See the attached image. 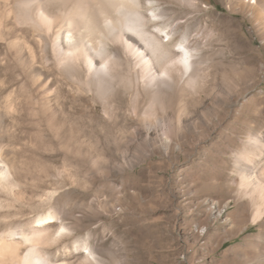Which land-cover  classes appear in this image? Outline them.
Segmentation results:
<instances>
[{"label":"rangeland","instance_id":"rangeland-1","mask_svg":"<svg viewBox=\"0 0 264 264\" xmlns=\"http://www.w3.org/2000/svg\"><path fill=\"white\" fill-rule=\"evenodd\" d=\"M158 2L170 9V17H181L175 42L186 31H212V38L200 37L197 44L212 88L200 95L174 88L167 95L188 129L171 146L160 144L158 130L142 129L140 137L129 135L110 148L96 133L120 115H107L93 93L47 60L50 53L38 32L15 20L12 0H0V150L13 165L10 180L0 184V230L28 229L54 208L69 225L85 215L59 244L89 233L92 244L120 255L124 264H263L264 219L252 222L250 201L239 197L233 168L235 152L249 136L247 125L264 128V0H195L196 9ZM31 69L52 72L57 96L48 98ZM128 75L117 73L123 84ZM119 92L125 102L121 113L131 118L133 92L123 85ZM223 94L227 101L216 99ZM214 100L218 107L203 118ZM148 104L143 99L139 112ZM62 112L83 116L92 131L84 136L70 128ZM129 125L141 127L131 120ZM49 225L57 229L60 222Z\"/></svg>","mask_w":264,"mask_h":264},{"label":"bare ground","instance_id":"bare-ground-1","mask_svg":"<svg viewBox=\"0 0 264 264\" xmlns=\"http://www.w3.org/2000/svg\"><path fill=\"white\" fill-rule=\"evenodd\" d=\"M171 1L182 7L197 8L195 0ZM10 11L17 22L28 24L38 32L41 44L50 53L47 60L69 72L76 84L93 93L107 115L112 111L120 115L119 120L108 121L105 129L96 133L105 139L107 147L124 144L129 135L140 137L142 129L147 134L158 130L160 144L171 146L173 139L185 135L188 129L177 117L174 102H168L167 95L174 88L180 93L187 88L197 95L211 91L213 81L206 79L200 67L197 54L201 48L197 44L200 37L212 38V31L202 28L186 31L183 40L175 42L174 33L183 24L181 17H170V9L161 7L158 0H12ZM28 63L32 67L34 58ZM125 71L129 75L123 84L124 77L119 79L117 73L122 76ZM31 72L35 84L48 98H53L58 90L52 72L37 73L33 69ZM121 85L133 92L131 118L121 113L125 103L119 92ZM227 86L232 88L230 83ZM194 96L192 101L199 103V97ZM228 98L223 94L216 99L227 101ZM143 99L149 104L139 112ZM217 103L214 100L203 118L211 116ZM74 113L62 112L61 118L70 122V128L86 132L84 136H87L92 129L84 125L83 116L72 117ZM129 120L141 127L131 130ZM121 121L125 126H118ZM247 128L249 136L244 148L235 152L233 170L240 179L239 197L250 201L252 222L257 223L264 219V128L259 130L251 122ZM147 142L156 143L149 139ZM5 156L0 150V184L8 182L12 173L13 165ZM83 218L85 215H80L77 224L69 225L62 214L51 208L33 219L28 229L22 226L1 229L0 264H124L120 255L92 244L89 233L72 244H59L62 236L80 228ZM55 219L60 222L57 229L49 225ZM262 235L260 243L264 244ZM72 252L76 253L74 259L70 256Z\"/></svg>","mask_w":264,"mask_h":264},{"label":"snow or ice","instance_id":"snow-or-ice-1","mask_svg":"<svg viewBox=\"0 0 264 264\" xmlns=\"http://www.w3.org/2000/svg\"><path fill=\"white\" fill-rule=\"evenodd\" d=\"M61 231H63V229H61Z\"/></svg>","mask_w":264,"mask_h":264}]
</instances>
